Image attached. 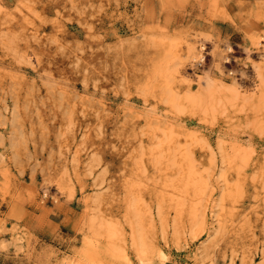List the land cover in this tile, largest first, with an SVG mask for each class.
I'll list each match as a JSON object with an SVG mask.
<instances>
[{
    "label": "rangeland",
    "instance_id": "rangeland-1",
    "mask_svg": "<svg viewBox=\"0 0 264 264\" xmlns=\"http://www.w3.org/2000/svg\"><path fill=\"white\" fill-rule=\"evenodd\" d=\"M0 264H264V0H0Z\"/></svg>",
    "mask_w": 264,
    "mask_h": 264
}]
</instances>
